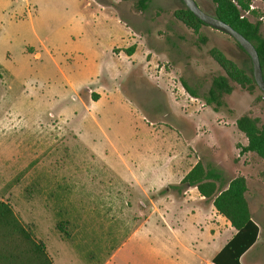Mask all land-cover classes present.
<instances>
[{
	"label": "rangeland",
	"instance_id": "rangeland-1",
	"mask_svg": "<svg viewBox=\"0 0 264 264\" xmlns=\"http://www.w3.org/2000/svg\"><path fill=\"white\" fill-rule=\"evenodd\" d=\"M138 1L0 0V202L52 264H103L160 195L139 183L156 179L169 149L182 171L209 164L224 187L245 177L264 233V161L241 153L234 124L264 123L263 94L234 85L214 112L182 86L202 94L224 74L213 48L247 72L250 59L223 33L177 21L180 0ZM194 1L212 15L211 0ZM248 3L241 17L264 24V0ZM199 34L207 42L196 46ZM254 257L264 264V248Z\"/></svg>",
	"mask_w": 264,
	"mask_h": 264
},
{
	"label": "trees",
	"instance_id": "trees-1",
	"mask_svg": "<svg viewBox=\"0 0 264 264\" xmlns=\"http://www.w3.org/2000/svg\"><path fill=\"white\" fill-rule=\"evenodd\" d=\"M211 1L214 5L211 16L229 25L254 46L264 82V35L261 32V28L264 32V24L257 21L252 23L246 18H240L241 13L248 9V0ZM145 3L146 0H139L138 6L145 9ZM172 14L177 21L195 33L206 26L184 5ZM206 42L207 38L199 34L195 45H204ZM237 47L240 49L238 45ZM125 51L128 56H131L134 47ZM209 55L224 74L213 75L208 82L207 90L202 94L183 82L185 92L191 97L202 100L205 106L218 112L227 107L226 97L233 92L234 85L251 95L259 91L251 68L248 72L241 69L215 48L209 51ZM91 100L97 101L98 96L92 94ZM234 124L246 139V145L241 147V153H252L264 161V123L260 124L256 118L242 115L235 120ZM178 187L196 188L199 195L212 202L217 213L223 216L236 231L233 238L213 258L212 263L240 264V257L255 243L258 235V227L251 219L245 197L246 180L242 176H236L224 187L220 173L211 165H204L198 161L174 188ZM165 191H160V194H164ZM0 264H52L44 246L35 242L29 230L22 225L10 206L3 202H0Z\"/></svg>",
	"mask_w": 264,
	"mask_h": 264
},
{
	"label": "crops",
	"instance_id": "crops-1",
	"mask_svg": "<svg viewBox=\"0 0 264 264\" xmlns=\"http://www.w3.org/2000/svg\"><path fill=\"white\" fill-rule=\"evenodd\" d=\"M118 24L121 23L118 21ZM121 33L116 29L114 35ZM127 33L130 36L126 44L113 47V53L118 50L115 54L122 53L120 50L132 40L133 29ZM166 152L163 151L156 161L159 171L156 179L148 184L139 183V189L166 190L165 193L149 201V211L140 222L138 211L134 228L103 264H213V258L236 234L230 223L217 213L212 202L200 196L196 188H174L196 163L182 171L174 150ZM248 207L251 215L249 203ZM255 248L257 250L250 256ZM262 248L264 233L258 228L257 239L240 257V264H257L254 256H258Z\"/></svg>",
	"mask_w": 264,
	"mask_h": 264
},
{
	"label": "water",
	"instance_id": "water-1",
	"mask_svg": "<svg viewBox=\"0 0 264 264\" xmlns=\"http://www.w3.org/2000/svg\"><path fill=\"white\" fill-rule=\"evenodd\" d=\"M184 7L191 12L204 25L216 30L231 38L240 49L248 56L251 62L252 76L258 90L264 95V82L262 79V70L259 63L257 52L254 46L246 40L242 35L236 32L229 25L223 23L217 18L203 12L194 0H180ZM84 91H88L85 89Z\"/></svg>",
	"mask_w": 264,
	"mask_h": 264
},
{
	"label": "built area",
	"instance_id": "built-area-1",
	"mask_svg": "<svg viewBox=\"0 0 264 264\" xmlns=\"http://www.w3.org/2000/svg\"><path fill=\"white\" fill-rule=\"evenodd\" d=\"M233 3H235V2H233ZM242 18V17H241Z\"/></svg>",
	"mask_w": 264,
	"mask_h": 264
}]
</instances>
